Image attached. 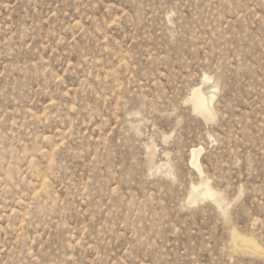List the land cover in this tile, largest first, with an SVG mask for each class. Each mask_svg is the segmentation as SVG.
Here are the masks:
<instances>
[{"label": "rangeland", "instance_id": "1", "mask_svg": "<svg viewBox=\"0 0 264 264\" xmlns=\"http://www.w3.org/2000/svg\"><path fill=\"white\" fill-rule=\"evenodd\" d=\"M0 264H264V0H0Z\"/></svg>", "mask_w": 264, "mask_h": 264}, {"label": "bare ground", "instance_id": "2", "mask_svg": "<svg viewBox=\"0 0 264 264\" xmlns=\"http://www.w3.org/2000/svg\"><path fill=\"white\" fill-rule=\"evenodd\" d=\"M189 100L191 101L192 107H193L195 112L199 113L200 115H202L204 117H208V115L210 113L209 112V99L206 97V95H204V93L199 88H195L193 90L192 96L189 98ZM201 152H202V148H198V149L194 148L191 151L190 163L198 171H200V169H201L200 160H199V156H200ZM196 189H197L196 186L193 187L194 192ZM200 190H202L203 196L212 197V195H213L211 189L209 188L208 184H206V183L204 184L203 189H200ZM194 192H192V193L194 194Z\"/></svg>", "mask_w": 264, "mask_h": 264}]
</instances>
